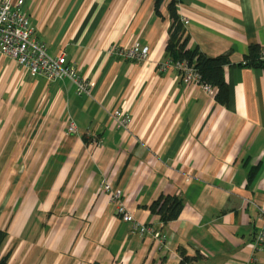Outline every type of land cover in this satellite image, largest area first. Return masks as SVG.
Returning a JSON list of instances; mask_svg holds the SVG:
<instances>
[{"label":"crops","instance_id":"1","mask_svg":"<svg viewBox=\"0 0 264 264\" xmlns=\"http://www.w3.org/2000/svg\"><path fill=\"white\" fill-rule=\"evenodd\" d=\"M22 1L48 55L64 54L92 89L78 96L70 81L32 76L0 55L7 264H264V244L254 245L264 211V63L245 64L250 47L264 48V0H178L190 47L228 56L226 106L175 70L158 72L168 1L161 16L154 0ZM133 44L148 49L145 61L108 54ZM117 109L128 130L113 125ZM103 181L160 240L119 220ZM160 196L182 199L175 221L149 212Z\"/></svg>","mask_w":264,"mask_h":264},{"label":"built area","instance_id":"2","mask_svg":"<svg viewBox=\"0 0 264 264\" xmlns=\"http://www.w3.org/2000/svg\"><path fill=\"white\" fill-rule=\"evenodd\" d=\"M22 5V0L0 1V55L13 59L19 67L32 76L41 77L49 82L68 80L74 86L76 95L89 96L92 84L86 78L81 77L73 65L66 63L64 54L56 57L48 55L46 46L35 38L34 29L22 11ZM182 22L185 26L186 21L182 20ZM108 54L122 60L143 62L148 58L149 52L146 47L133 44L128 48L112 46L108 49ZM259 60L264 63V48L259 51ZM157 69L158 72L175 70L182 74V82L185 85L198 86L210 96L215 94V89L202 83L200 76L185 61L176 63L166 61ZM110 118L117 129H129L131 119L121 110H114ZM68 132L71 134L76 132L75 125L71 122L68 124ZM94 142L96 146L100 145V142ZM100 187L109 196L115 208V214L122 223L130 224L133 231L141 236L150 235L160 240L159 233L134 221L124 204L120 188L113 187L107 181H103ZM257 218L263 223L254 238V245L259 248L264 244V211H261Z\"/></svg>","mask_w":264,"mask_h":264},{"label":"trees","instance_id":"3","mask_svg":"<svg viewBox=\"0 0 264 264\" xmlns=\"http://www.w3.org/2000/svg\"><path fill=\"white\" fill-rule=\"evenodd\" d=\"M167 3V12L170 20L168 29V40L165 46L166 61L176 63L185 61L193 67L200 76L202 83L215 89V101L226 106L229 100V89L224 78V68L228 65V56L210 58L200 52L197 47H190L189 37L182 19L178 14V0H154V12L160 15V7ZM259 49L256 46L250 47L249 55L245 58L247 65H255L260 62ZM163 62V63H164ZM182 80V74L178 73ZM255 170L248 174V181L255 177ZM183 201L179 197L160 196L148 207L149 212L157 216L161 223L167 224L175 221L183 209ZM6 231L0 230V248L6 238ZM0 264H7V256L0 254Z\"/></svg>","mask_w":264,"mask_h":264}]
</instances>
